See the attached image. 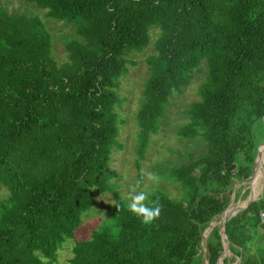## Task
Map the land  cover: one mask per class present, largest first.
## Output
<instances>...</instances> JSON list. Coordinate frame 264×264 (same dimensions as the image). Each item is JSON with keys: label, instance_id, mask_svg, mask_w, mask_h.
I'll use <instances>...</instances> for the list:
<instances>
[{"label": "trees", "instance_id": "trees-1", "mask_svg": "<svg viewBox=\"0 0 264 264\" xmlns=\"http://www.w3.org/2000/svg\"><path fill=\"white\" fill-rule=\"evenodd\" d=\"M24 1L71 23L81 40L65 44L68 60L59 65L42 19L0 6V187L8 190L0 201V264H51L69 239V264H227L236 257L234 264H264V186L226 220L224 240L215 226L205 235L206 254L201 245L236 181L260 162L264 0ZM151 27L159 35L135 116L136 151L144 154L172 93L201 64L199 100L184 110L188 121L176 133L200 137L204 151L170 167L179 197L148 193L144 203L159 206L160 215L145 224L115 190L110 160L121 122L115 88L127 54L149 44ZM94 189L111 193L114 205L88 239H75Z\"/></svg>", "mask_w": 264, "mask_h": 264}, {"label": "rangeland", "instance_id": "rangeland-1", "mask_svg": "<svg viewBox=\"0 0 264 264\" xmlns=\"http://www.w3.org/2000/svg\"><path fill=\"white\" fill-rule=\"evenodd\" d=\"M0 6L9 12L17 11L39 16L51 36L52 54L59 65L68 60L65 44L70 40H81L71 23L47 17L46 10L33 3L24 0H0ZM158 35L159 29L151 27L149 44L141 51H131L127 54V71L121 76L115 88L121 99L120 104H116L115 107L118 113V124L119 120L121 122L111 153L110 171L115 174L112 178L115 190L126 199H129L128 193L133 186L136 187L137 192L150 193L158 189L166 191L173 197H179L178 185L168 177L170 167L186 161L188 153L197 155L204 151V141L200 137L187 139L181 138L176 133V128L188 121L184 110L192 101L199 100V88L206 75L204 64L192 72L188 85L184 86L180 92L172 93L161 118L159 132L151 136L144 154L140 156L136 151L139 128L135 116L140 106L144 83L150 75L147 57L156 54L154 42ZM261 171L262 175L257 176L253 185L251 184L252 175L243 181H236L228 208L234 209L246 203L249 193H253V197L255 195V200L262 196L263 189L260 183L264 175V164ZM257 184H260V188L254 187ZM236 192H239L237 197ZM7 193L8 190L5 187H0V201L6 197ZM113 205L114 197L111 193H102L94 189L91 208L83 214L81 224L75 230V239H88L91 231L108 218L109 209ZM221 214L216 216L211 223L214 224V221L217 223L221 219ZM73 244L74 239L67 240L51 264H69ZM205 249H203L204 254H206ZM229 255L232 258V255ZM237 261L236 257L234 262L230 260L227 264H234ZM205 262L207 259L204 264Z\"/></svg>", "mask_w": 264, "mask_h": 264}, {"label": "clouds", "instance_id": "clouds-1", "mask_svg": "<svg viewBox=\"0 0 264 264\" xmlns=\"http://www.w3.org/2000/svg\"><path fill=\"white\" fill-rule=\"evenodd\" d=\"M128 198L131 201L128 204L129 211L141 217L143 223H151L160 215L159 206L149 207L146 203H144L148 200V193L144 191L137 192L135 186L130 189Z\"/></svg>", "mask_w": 264, "mask_h": 264}, {"label": "water", "instance_id": "water-1", "mask_svg": "<svg viewBox=\"0 0 264 264\" xmlns=\"http://www.w3.org/2000/svg\"><path fill=\"white\" fill-rule=\"evenodd\" d=\"M263 123H264V118H263ZM262 147H264V145L262 146ZM261 149V148H260ZM260 149L258 150V152H257V155H256V157H255V160L258 158V155H259V151H260ZM254 173V172H253ZM263 186H264V175H263V179H262V182H261V189H263ZM253 200H255L254 199V197H253V194L251 195V193H249V196H248V199H247V202L246 203H244L243 205H241V206H238V207H236V208H234L232 211H231V213L229 214V215H227L225 218H221L217 223H215L214 225L210 222L209 223V225L205 228V229H207V228H209V229H212L213 227H215V226H220V229H221V237H222V240H224V238H225V222H226V220H228L230 217H232V216H234L235 214H237L240 210H242L243 208H245L250 202H252ZM231 202V201H230ZM230 204V203H229ZM229 204H228V206H229ZM228 206H227V208H228ZM226 208V209H227ZM225 209V210H226ZM224 210V211H225ZM223 211V212H224ZM222 212V213H223ZM205 229H204V231H205ZM204 231H203V234H202V239H201V245H202V248L203 249H205V243H206V239H205V237H204ZM206 264H208L207 262H206ZM218 264H221V263H218Z\"/></svg>", "mask_w": 264, "mask_h": 264}, {"label": "bare ground", "instance_id": "bare-ground-1", "mask_svg": "<svg viewBox=\"0 0 264 264\" xmlns=\"http://www.w3.org/2000/svg\"><path fill=\"white\" fill-rule=\"evenodd\" d=\"M263 154V155H262ZM257 159H260V162L257 164V166L255 167V170H254V173H253V175L251 176L252 177V180H251V184L253 185V183H254V181L257 179V176L258 175H262V171H261V169L263 168H261V169H259L258 170V166L261 164V162H262V164H264V147L262 148V150H261V152H260V154H259V156H258V158ZM258 170V171H257ZM262 182V181H261ZM261 184V183H260ZM259 188H260V186H259ZM253 193H251V195H252ZM255 197V196H254ZM231 204V203H230ZM233 209L230 207V208H228V209H226L222 214H221V218H225L227 215H229L230 213H231V211H232ZM215 222L216 221H214V224H215ZM213 224V225H214ZM209 231V228H207L206 230H205V232H204V237H205V235H206V233ZM205 264H206V262H205Z\"/></svg>", "mask_w": 264, "mask_h": 264}, {"label": "built area", "instance_id": "built-area-1", "mask_svg": "<svg viewBox=\"0 0 264 264\" xmlns=\"http://www.w3.org/2000/svg\"><path fill=\"white\" fill-rule=\"evenodd\" d=\"M259 218H260V222L264 223V208L260 210Z\"/></svg>", "mask_w": 264, "mask_h": 264}]
</instances>
